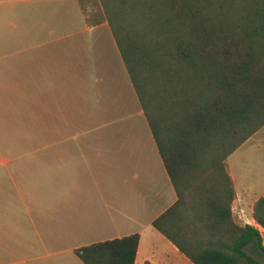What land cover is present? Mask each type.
<instances>
[{"label": "crops", "instance_id": "0c3cea01", "mask_svg": "<svg viewBox=\"0 0 264 264\" xmlns=\"http://www.w3.org/2000/svg\"><path fill=\"white\" fill-rule=\"evenodd\" d=\"M0 101V264H85L77 248L134 233L135 264H195L153 225L178 195L107 22L0 0ZM247 141L232 212L264 231L230 168Z\"/></svg>", "mask_w": 264, "mask_h": 264}, {"label": "trees", "instance_id": "16d2710c", "mask_svg": "<svg viewBox=\"0 0 264 264\" xmlns=\"http://www.w3.org/2000/svg\"><path fill=\"white\" fill-rule=\"evenodd\" d=\"M107 22L178 199L153 225L195 264H264L261 231L235 221L227 159L264 126V0H79ZM264 228V196L253 205ZM140 234L76 249L135 264Z\"/></svg>", "mask_w": 264, "mask_h": 264}, {"label": "rangeland", "instance_id": "374dc122", "mask_svg": "<svg viewBox=\"0 0 264 264\" xmlns=\"http://www.w3.org/2000/svg\"><path fill=\"white\" fill-rule=\"evenodd\" d=\"M4 127L5 125H0V139L4 138ZM9 128L11 131V127ZM229 162L237 189L247 190L246 214L250 217L252 201L264 196V126L230 157ZM251 221L253 222L252 218ZM261 232L264 244V231L261 229Z\"/></svg>", "mask_w": 264, "mask_h": 264}]
</instances>
